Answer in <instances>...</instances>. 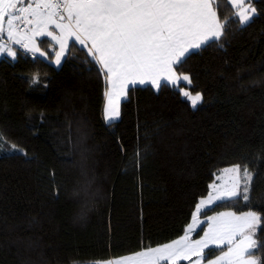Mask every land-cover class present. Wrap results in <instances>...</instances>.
Segmentation results:
<instances>
[{
    "label": "trees",
    "instance_id": "trees-1",
    "mask_svg": "<svg viewBox=\"0 0 264 264\" xmlns=\"http://www.w3.org/2000/svg\"><path fill=\"white\" fill-rule=\"evenodd\" d=\"M251 5L250 23L178 67L202 96L194 108L172 85L131 87L106 124L105 76L87 48L71 42L58 68L45 39L46 58L0 59V264H91L170 243L234 165L254 175L250 202L221 200L200 218L255 211L264 244V0Z\"/></svg>",
    "mask_w": 264,
    "mask_h": 264
},
{
    "label": "snow or ice",
    "instance_id": "snow-or-ice-1",
    "mask_svg": "<svg viewBox=\"0 0 264 264\" xmlns=\"http://www.w3.org/2000/svg\"><path fill=\"white\" fill-rule=\"evenodd\" d=\"M223 3L231 4L228 11L235 9L238 20L225 18L219 7ZM251 4L252 0H0V34L7 33L0 53L15 60L18 51L12 45H19L26 52L44 56L36 38L46 36L59 45L56 63L60 64L70 40L87 48L108 85L104 109L108 121L119 116L121 97L127 94L129 85L137 83L150 82L158 90L172 85L195 107L202 96L185 89L184 83L191 85L192 80L188 74H178V67L192 50L220 40L230 25L250 23L256 13ZM225 172L233 174L231 184L210 186L212 191L199 200L192 223L180 238L108 264H178L193 256L197 257L193 264H201L204 249L210 244L229 245L211 264H261L252 251L264 249V244H257L254 238L262 221L255 211L208 217L204 237L190 239L199 217L214 210L217 201L242 194L243 200L250 202L253 173L247 166Z\"/></svg>",
    "mask_w": 264,
    "mask_h": 264
},
{
    "label": "rangeland",
    "instance_id": "rangeland-1",
    "mask_svg": "<svg viewBox=\"0 0 264 264\" xmlns=\"http://www.w3.org/2000/svg\"><path fill=\"white\" fill-rule=\"evenodd\" d=\"M231 5V4H230ZM252 6V5H251ZM253 7V6H252ZM233 11H234V13H235V9H233ZM71 41V40H70ZM70 41H69V43H70ZM74 43H76V42H74ZM4 44V42L2 41V42H0V45H3ZM76 44H78V45H80L79 43H76ZM80 46H82V45H80ZM83 47V46H82ZM15 50V49H14ZM68 50V49H67ZM67 50L65 51V54L61 57V61H60V64H57L56 63V55H55V59H53L52 60V65L55 67V68H58L61 64H62V62H63V59L65 58V56H66V53H67ZM196 50V49H195ZM57 51H59V45H58V49H56V51H55V53L57 52ZM192 51H194V50H192ZM2 54L3 53H0V56H2ZM6 56H8V55H6ZM8 57H10V56H8ZM10 58H12V57H10ZM150 82H148V84H149ZM146 84V83H145ZM145 84H143V85H145ZM136 85H141V84H136ZM150 85H151V83H150ZM152 86V85H151ZM153 87V86H152ZM154 88V87H153ZM107 89H108V85H107V83H106V80H105V92L107 91ZM154 89H156V88H154ZM127 93H128V91H127ZM192 95H195V94H192ZM126 96H127V94L125 95V96H123V97H121V101L122 100H124L125 98H126ZM188 100V99H187ZM189 101V103H190V105L192 106V103H191V101L190 100H188ZM202 102V99H201V101L200 102H198L197 103V105L198 104H200ZM121 103V102H120ZM106 104H107V97L105 96L104 97V106H106ZM196 105V106H197ZM195 106V107H196ZM193 107V106H192ZM194 108V107H193ZM105 109V108H104ZM119 110H120V105H119ZM104 111V110H103ZM119 118V117H118ZM104 119H105V116H104ZM236 165H234V166H230V167H227V168H224V169H222L221 171H220V173L218 174V175H216V178H215V181L212 183V184H216V185H230L231 184V181H232V175L233 174H231V173H226L225 172V170L226 169H229V168H233V167H235ZM211 184V185H212ZM210 185V186H211ZM241 188H243V184L241 185ZM210 191H212V189H211V187H209V192ZM208 195V194H207ZM207 195L204 197V198H206L207 197ZM242 195V194H241ZM217 202H219V201H217ZM216 202V203H217ZM199 203V202H198ZM196 207V206H195ZM195 211V208H194V210H193V212ZM223 213H226V212H223ZM193 214V213H192ZM237 215H242V214H237ZM214 216H218V215H214ZM204 222H206V226L204 227V230H203V232H202V234H201V236H199V237H197V238H195L194 237V235H195V233L197 232V230L202 226V224L204 223ZM190 223H192V216H191V219H190V222H189V224ZM188 226V225H187ZM187 226H186V228H187ZM186 228H185V230H186ZM206 231H208V218H206V219H201L200 217H199V223H198V225H197V227H196V230L194 231V232H192L191 234H190V239L192 240V241H195V240H199V239H202L203 237H204V233L206 232ZM185 232V231H184ZM184 234V233H183ZM182 234V235H183ZM181 237V236H180ZM179 237V238H180ZM237 239H239V238H237ZM223 247H225L224 248V250L222 251V252H220V253H218L216 256H214L213 258H211V259H209V260H207V261H205L204 260V254H203V256L200 258V262H201V264H211V261H213V260H215L218 256H221V255H223V252H225V251H227V249H228V247H229V245H227V244H225V245H221V246H219V247H217L216 245H214V244H210L209 246H208V248H206V249H204V253H205V251L207 250V249H209V248H223ZM254 250V249H253ZM252 250V251H253ZM136 254V253H135ZM135 254H131V255H135ZM128 256H130V255H128ZM128 256H124V257H119V258H113V259H109V260H103V261H98V262H93V263H91V264H108V262L109 261H116V260H118V259H123V258H125V257H128ZM197 259V257H195V256H193V257H191L190 258V260H183V261H179L178 262V264L179 263H181V262H186L187 264H193V262L195 261ZM224 264H226V262H224Z\"/></svg>",
    "mask_w": 264,
    "mask_h": 264
},
{
    "label": "crops",
    "instance_id": "crops-1",
    "mask_svg": "<svg viewBox=\"0 0 264 264\" xmlns=\"http://www.w3.org/2000/svg\"><path fill=\"white\" fill-rule=\"evenodd\" d=\"M37 39V41H38V43L42 40V39H45V40H47L48 42H51L52 43V45H53V47L55 48V51H56V49H58V45H56L49 37H37L36 38ZM6 42L7 41V33L5 32V33H2V34H0V42ZM71 42H75V41H73V40H71L70 41V43ZM69 43V44H70ZM12 47L14 48V45H12ZM197 50V49H196ZM42 51V50H41ZM195 51V50H194ZM7 54L6 53H3L2 54V56H0V59L1 58H3V57H8V56H6ZM35 55V57L36 56H40L39 55V53H36V54H34ZM55 55H56V53L54 54V56L50 59V63H52V60L53 59H55ZM44 58H46V54L43 56ZM10 58V57H9ZM53 64V63H52ZM182 83H184L183 81H182ZM144 86H150L151 88H153L151 85H150V83L148 84V82H146V84L145 85H129V89L131 88V87H144ZM154 89V88H153ZM104 108H105V106H103V110H104ZM119 117V116H118ZM118 117H116L114 120H111V121H108V120H106V119H104V111H102V119H103V121H104V123H110V122H114V121H116L117 119H118ZM220 215V214H219ZM206 223V222H205Z\"/></svg>",
    "mask_w": 264,
    "mask_h": 264
},
{
    "label": "built area",
    "instance_id": "built-area-1",
    "mask_svg": "<svg viewBox=\"0 0 264 264\" xmlns=\"http://www.w3.org/2000/svg\"><path fill=\"white\" fill-rule=\"evenodd\" d=\"M14 48H15V50L18 51V54L23 56V57H26L28 59H34L35 58V56L32 53L26 52L23 48H20L19 45H15Z\"/></svg>",
    "mask_w": 264,
    "mask_h": 264
}]
</instances>
